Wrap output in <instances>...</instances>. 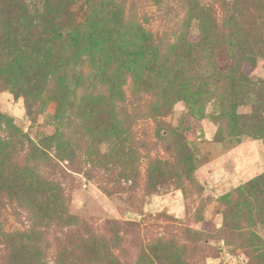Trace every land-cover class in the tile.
I'll list each match as a JSON object with an SVG mask.
<instances>
[{
  "label": "rangeland",
  "instance_id": "obj_1",
  "mask_svg": "<svg viewBox=\"0 0 264 264\" xmlns=\"http://www.w3.org/2000/svg\"><path fill=\"white\" fill-rule=\"evenodd\" d=\"M211 25L264 79V0H0V264H264V144L222 117L227 55L154 80L111 52L195 56Z\"/></svg>",
  "mask_w": 264,
  "mask_h": 264
},
{
  "label": "trees",
  "instance_id": "obj_2",
  "mask_svg": "<svg viewBox=\"0 0 264 264\" xmlns=\"http://www.w3.org/2000/svg\"><path fill=\"white\" fill-rule=\"evenodd\" d=\"M199 14H202V11H199ZM100 32L106 37L112 35L111 29L100 30ZM202 34L203 45L199 54L195 56H191L188 52L180 53L174 50L169 55H163L158 45L152 46L153 43L148 42V38H145L144 48L137 52L124 51L117 44L112 45L111 52L122 62H133L149 57L151 62L147 73L154 80L169 79L174 72L179 73V71L188 74L193 80L201 78L198 69L201 67L202 57L200 58L199 55L203 53L211 56L226 54L229 60L226 69L228 87L225 93L228 107L227 110L223 109L222 117L232 129L231 132L253 136L262 140L264 144V79L255 78L253 75L256 68V49L246 36L237 32L219 33L218 26L211 25ZM48 36L51 41L57 43L74 42L68 34L59 36L48 34ZM191 88L192 86L189 85L190 91H197V88L193 90ZM245 105H250V113H238L237 109ZM232 243L234 244L235 241ZM108 260L112 261L109 264H116V261L111 258Z\"/></svg>",
  "mask_w": 264,
  "mask_h": 264
}]
</instances>
